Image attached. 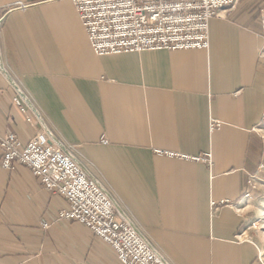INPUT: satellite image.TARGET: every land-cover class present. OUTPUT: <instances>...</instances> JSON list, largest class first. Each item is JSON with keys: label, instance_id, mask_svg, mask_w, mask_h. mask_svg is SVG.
<instances>
[{"label": "crops", "instance_id": "1", "mask_svg": "<svg viewBox=\"0 0 264 264\" xmlns=\"http://www.w3.org/2000/svg\"><path fill=\"white\" fill-rule=\"evenodd\" d=\"M263 4L221 9L208 48L99 55L73 0H0V135L47 129L174 264H253ZM67 205L26 165L4 168L0 149V264H120L87 227L59 218Z\"/></svg>", "mask_w": 264, "mask_h": 264}, {"label": "built area", "instance_id": "2", "mask_svg": "<svg viewBox=\"0 0 264 264\" xmlns=\"http://www.w3.org/2000/svg\"><path fill=\"white\" fill-rule=\"evenodd\" d=\"M73 2L92 48L97 54L106 55L208 48L211 19L219 16L221 9H234L238 0ZM5 15L6 11H0V26ZM261 37L264 41V14ZM261 54L264 56V49ZM16 89L18 95L14 102L32 123L30 111L33 108L18 85ZM220 124L212 118V130ZM102 141L107 142L105 138ZM0 149L4 168L12 169L15 163L29 167L48 191L67 199L68 205L60 210L59 218L87 227L113 248L120 264H174L120 208L104 184L79 163L73 151L52 138L47 129L37 132L28 141L15 132L0 135ZM195 159L204 160L203 157ZM253 185L256 186L254 182ZM217 204L212 201V206ZM253 264H264V261L259 256V261Z\"/></svg>", "mask_w": 264, "mask_h": 264}, {"label": "rangeland", "instance_id": "3", "mask_svg": "<svg viewBox=\"0 0 264 264\" xmlns=\"http://www.w3.org/2000/svg\"><path fill=\"white\" fill-rule=\"evenodd\" d=\"M259 12V19L261 23L262 15L264 14V4L259 7ZM16 86L17 85H15V87ZM262 127L264 128V124ZM255 184H257L258 188L260 187L258 197L253 202L255 204L254 207L257 211V216L255 221L250 224V227L246 229V235L247 239L253 241L259 248L258 259L256 260V262H258L259 256H261L262 260L264 261V181H260L259 179L255 178ZM45 223L47 222L43 223V227L48 228L49 225L45 226Z\"/></svg>", "mask_w": 264, "mask_h": 264}, {"label": "bare ground", "instance_id": "4", "mask_svg": "<svg viewBox=\"0 0 264 264\" xmlns=\"http://www.w3.org/2000/svg\"><path fill=\"white\" fill-rule=\"evenodd\" d=\"M246 234V233H245ZM247 236V235H246Z\"/></svg>", "mask_w": 264, "mask_h": 264}]
</instances>
